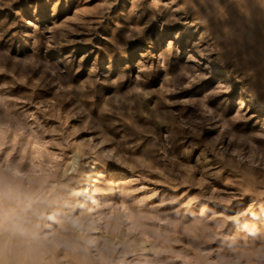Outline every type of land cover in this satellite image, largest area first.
<instances>
[{"label":"rangeland","instance_id":"obj_1","mask_svg":"<svg viewBox=\"0 0 264 264\" xmlns=\"http://www.w3.org/2000/svg\"><path fill=\"white\" fill-rule=\"evenodd\" d=\"M182 1L0 0L5 264H264V3Z\"/></svg>","mask_w":264,"mask_h":264},{"label":"bare ground","instance_id":"obj_2","mask_svg":"<svg viewBox=\"0 0 264 264\" xmlns=\"http://www.w3.org/2000/svg\"><path fill=\"white\" fill-rule=\"evenodd\" d=\"M236 2V0H234ZM233 0H183L182 2L187 4V5H192L196 12H199L200 8H211V6L214 4L215 7V14L211 15V17L209 18V28H210V34H212V36L214 37H220L221 35H226L228 34L229 36H234L235 35V30L237 29L238 25H239V21L237 20V13L236 11H234L233 9H231V7L229 9H224L221 10L222 7H226L227 5L232 4L233 5ZM241 1V0H240ZM239 1V2H240ZM243 1V0H242ZM248 1V0H247ZM246 2V1H245ZM254 2V1H253ZM242 3V2H241ZM262 3H264V0H262ZM181 4V3H180ZM239 4L236 6L238 9ZM251 4V3H250ZM257 4V3H256ZM249 4H246V6ZM261 5V4H260ZM192 7V8H193ZM213 7V6H212ZM241 7V6H240ZM251 7V6H248ZM246 7V8H248ZM258 7V6H257ZM191 8V7H190ZM189 8V9H190ZM219 9V10H217ZM223 9V8H222ZM250 9V8H248ZM261 9V8H260ZM241 10V9H240ZM262 11V10H261ZM191 12V11H190ZM193 12V11H192ZM239 12V11H237ZM248 12V11H247ZM251 12V11H250ZM258 12V11H256ZM200 13V12H199ZM208 13V12H207ZM212 13V12H211ZM210 13V14H211ZM243 13V12H242ZM259 13V12H258ZM250 14V13H249ZM263 14V13H262ZM192 15V14H191ZM206 15V14H205ZM257 15V14H256ZM261 15V14H260ZM198 16V15H197ZM205 17V16H204ZM258 17V16H257ZM261 17V16H260ZM259 17V18H260ZM201 19V18H200ZM206 20V19H205ZM207 23V22H206ZM262 24V22H261ZM260 25V24H259ZM240 27V26H239ZM260 28V27H259ZM207 29V28H206ZM206 32V31H205ZM204 33V32H203ZM238 33V32H237ZM261 33V32H260ZM262 37V36H261ZM264 38V37H262ZM229 39V38H228ZM230 40V39H229ZM236 40V39H235ZM233 43V42H232ZM205 69H207V72H214V73H219V70L216 69V67H212V66H207ZM221 82H224V80H221ZM242 102V101H241ZM253 107H256V105L252 102L249 104L248 109H252ZM259 110V109H258ZM149 151V150H148ZM150 155V154H149ZM105 167V166H104ZM92 172V171H91ZM91 172L85 174L86 178H84L85 176H80V178L78 179V184L77 186L79 187V189H81V194H86L88 193L89 189L87 186V182L89 180H93L94 177H91ZM82 177V178H81ZM125 178V176L123 174H117V177L114 179V184H110L105 186L102 191H106L108 194H110V192L112 191V189L118 185L120 186L122 183V180ZM84 186L83 188L81 186ZM58 186V185H57ZM76 187V184L75 186ZM81 187V188H80ZM106 189V190H105ZM64 191V190H63ZM55 193V191H54ZM63 193V192H62ZM73 193V192H72ZM58 194V193H57ZM69 194V193H68ZM62 195V194H61ZM67 195V194H66ZM57 197V196H56ZM68 197V196H67ZM72 197V196H71ZM75 198H77V196H74ZM26 199V198H25ZM55 199V198H54ZM71 200V199H70ZM73 200V199H72ZM5 203V202H4ZM15 203V202H14ZM54 203V202H53ZM1 204V202H0ZM37 204V203H36ZM4 207V206H3ZM25 207V206H24ZM53 207V206H52ZM4 209V208H3ZM27 210V209H26ZM63 210V209H62ZM14 211V210H13ZM50 211V210H49ZM53 211V209H52ZM65 211V210H64ZM40 212V211H39ZM59 213V212H58ZM23 215V214H22ZM40 215V214H39ZM67 215V214H66ZM3 217V216H2ZM39 217V216H38ZM37 217V218H38ZM20 219V218H19ZM7 221V220H6ZM5 221V222H6ZM19 221V220H18ZM42 221V220H41ZM23 222V221H22ZM22 222L17 223V222H13L11 220H8L5 224H3V219L0 217V264H5V252H9L10 254H17L19 256V254H25L26 255V259H30L32 257H34V255H36L37 253L39 254L38 251H36L34 249L32 245H34L33 239L28 238V234L26 235L25 233V224H23ZM41 223V222H40ZM66 224V223H64ZM79 225V224H78ZM30 229V228H29ZM94 229V227H93ZM34 231V230H33ZM30 233V232H29ZM114 233V231H113ZM36 234V233H35ZM116 234V233H115ZM37 236V235H35ZM31 237V236H30ZM60 237V236H59ZM61 238V237H60ZM63 238H61L62 240ZM42 240V239H41ZM63 241V240H62ZM49 242V241H48ZM141 242V241H140ZM145 242V241H144ZM31 243V244H30ZM142 243V242H141ZM143 244V243H142ZM152 244V243H151ZM167 244V243H166ZM49 245V244H48ZM128 245V244H127ZM158 245V244H156ZM168 245V244H167ZM138 245L136 244H130V248L134 249L135 251L138 248ZM137 247V248H136ZM155 247V246H154ZM154 247H149L148 245H143V249L142 250H146L149 253H157V248ZM173 247V246H172ZM49 248V247H48ZM47 249V248H46ZM168 250V248H166ZM171 249V248H170ZM103 250L105 251V247L103 248ZM172 250V249H171ZM45 251V250H44ZM166 252V251H165ZM164 252V253H165ZM89 253V252H88ZM168 253V251H167ZM80 254V253H79ZM82 254V253H81ZM91 254V253H90ZM24 255V257H25ZM40 255V254H39ZM107 255V254H106ZM167 255V254H166ZM168 256V255H167ZM20 257V256H19ZM22 257V260H24L25 258ZM57 257V256H56ZM109 257V256H108ZM21 258V257H20ZM39 258V257H38ZM90 258V256H89ZM88 258V259H89ZM93 258V257H92ZM91 258V259H92ZM105 258H107V256H103L101 257V260H105ZM112 258V257H111ZM76 259V258H75ZM88 259H86L88 261ZM48 260V259H47ZM45 260V263H47ZM82 260V259H81ZM80 260V261H81ZM29 261V260H28ZM27 261V262H28ZM33 261V260H32ZM83 261V260H82ZM154 261V260H153ZM13 262V261H12ZM11 262V263H12ZM85 262V261H84ZM98 262V261H97ZM105 262V261H104ZM19 263V262H18ZM23 263V261H22ZM31 263V262H30ZM41 263V262H40ZM78 263V261H77ZM75 263V264H77ZM87 263V262H86ZM102 263V262H101ZM13 264V263H12ZM21 264V263H20ZM43 264V263H42ZM89 264V263H88ZM90 264H92V262H90ZM95 264V263H94ZM105 264V263H102ZM192 264V262H191Z\"/></svg>","mask_w":264,"mask_h":264}]
</instances>
